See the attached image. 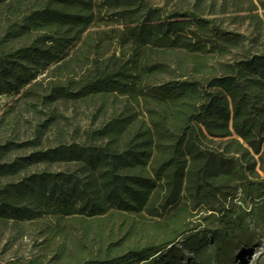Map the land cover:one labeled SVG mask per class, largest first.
Masks as SVG:
<instances>
[{
    "label": "trees",
    "instance_id": "16d2710c",
    "mask_svg": "<svg viewBox=\"0 0 264 264\" xmlns=\"http://www.w3.org/2000/svg\"><path fill=\"white\" fill-rule=\"evenodd\" d=\"M204 16L0 0V99L119 110L85 145L0 146V225L41 239L0 264H165L181 241L198 264L240 250L244 208L264 200V47ZM52 166L68 169L37 171Z\"/></svg>",
    "mask_w": 264,
    "mask_h": 264
},
{
    "label": "rangeland",
    "instance_id": "374dc122",
    "mask_svg": "<svg viewBox=\"0 0 264 264\" xmlns=\"http://www.w3.org/2000/svg\"><path fill=\"white\" fill-rule=\"evenodd\" d=\"M155 8L170 11L175 8L193 10L197 5L204 18L216 22L222 30L251 41L249 49L258 44L264 47V0H145ZM256 47V46H255ZM122 51H116L120 58ZM57 82L56 75L49 74L39 79L38 90L48 96L47 89ZM119 110H100L98 104H59L45 108L39 103L21 97L0 99V146L6 143L23 144L37 140L41 150H49L62 145H85L87 135L101 129ZM45 127V128H43ZM21 156V155H19ZM67 171L65 166L39 168L37 171ZM247 218L244 235L239 234L240 250L230 257L215 260L208 251L205 261L208 264H264V200L255 208L243 211ZM120 224V223H119ZM117 224V225H119ZM195 239H197L195 237ZM41 242L40 235L30 226L18 231L12 225H0V255L6 253V261L19 257L31 259L35 256L34 247ZM165 264H198L194 255L182 241L167 255Z\"/></svg>",
    "mask_w": 264,
    "mask_h": 264
}]
</instances>
